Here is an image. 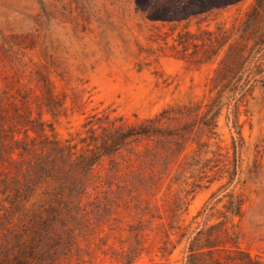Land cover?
I'll use <instances>...</instances> for the list:
<instances>
[{"label":"rangeland","instance_id":"rangeland-1","mask_svg":"<svg viewBox=\"0 0 264 264\" xmlns=\"http://www.w3.org/2000/svg\"><path fill=\"white\" fill-rule=\"evenodd\" d=\"M0 264H264V0H0Z\"/></svg>","mask_w":264,"mask_h":264}]
</instances>
